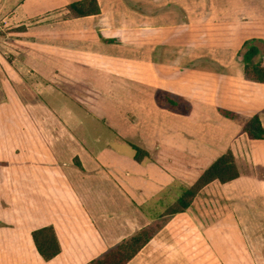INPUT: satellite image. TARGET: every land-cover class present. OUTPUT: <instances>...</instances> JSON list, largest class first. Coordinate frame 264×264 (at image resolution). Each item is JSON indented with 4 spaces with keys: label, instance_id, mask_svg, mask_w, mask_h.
I'll return each instance as SVG.
<instances>
[{
    "label": "crops",
    "instance_id": "0c3cea01",
    "mask_svg": "<svg viewBox=\"0 0 264 264\" xmlns=\"http://www.w3.org/2000/svg\"><path fill=\"white\" fill-rule=\"evenodd\" d=\"M78 1L0 0L20 27L0 49V264H87L227 152L239 177L206 185L128 264H264V139L242 129L264 128V83L239 54L264 42V0H97L67 18ZM190 218L195 254H172ZM46 226L49 261L32 237Z\"/></svg>",
    "mask_w": 264,
    "mask_h": 264
},
{
    "label": "trees",
    "instance_id": "16d2710c",
    "mask_svg": "<svg viewBox=\"0 0 264 264\" xmlns=\"http://www.w3.org/2000/svg\"><path fill=\"white\" fill-rule=\"evenodd\" d=\"M99 12L97 0H81L68 5L67 18L96 15ZM239 54L245 64V77L253 82L264 83V42L258 39L247 40ZM222 113L235 118V115L230 112L222 110ZM242 129L250 139H264V128L257 116L246 121ZM138 158L141 159L139 156ZM239 175L233 154L227 152L221 155L156 221L142 227L87 264H128L169 222L171 217L186 211L191 206L199 191L206 185L215 180L227 183ZM32 237L37 251L44 260L49 261L60 253L61 247L53 227L36 229L32 232Z\"/></svg>",
    "mask_w": 264,
    "mask_h": 264
},
{
    "label": "rangeland",
    "instance_id": "374dc122",
    "mask_svg": "<svg viewBox=\"0 0 264 264\" xmlns=\"http://www.w3.org/2000/svg\"><path fill=\"white\" fill-rule=\"evenodd\" d=\"M8 27H11L10 30H7V27L4 26V24L0 23V49L2 48L1 45L8 47L9 50H14V46L12 45H5L2 41L1 38L3 37H8L9 33L12 32L11 36H14V33H16V31H19V28L13 27V25H10ZM13 38V37H11ZM9 50H5L6 52H10ZM193 218L188 219V222L184 221L182 222L183 225H181V220L177 219L176 221H174L172 224L175 225V227H173L171 229V234L168 236V238L171 240V249H172V254H174L176 251H178L180 248V242H184L183 244H188V254L189 256L194 255L195 254V240L192 236V234L189 232V226H192L194 224V221H192ZM181 226L186 227V231L181 229ZM193 235L195 236V234L193 233ZM182 237V238H181ZM186 239V241H184ZM191 246V247H189ZM182 248V247H181ZM171 251V250H170ZM174 264H178V263H174ZM185 264V263H184ZM187 264V263H186ZM195 264V263H192Z\"/></svg>",
    "mask_w": 264,
    "mask_h": 264
}]
</instances>
